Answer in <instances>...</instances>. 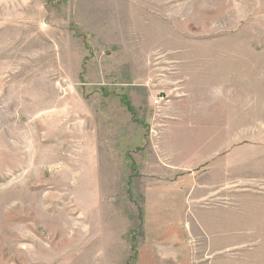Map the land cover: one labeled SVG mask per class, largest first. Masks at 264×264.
<instances>
[{"label": "rangeland", "instance_id": "1", "mask_svg": "<svg viewBox=\"0 0 264 264\" xmlns=\"http://www.w3.org/2000/svg\"><path fill=\"white\" fill-rule=\"evenodd\" d=\"M234 154L231 189L264 193V0H0V264L163 246L153 184L171 246L244 264L263 239L217 249L192 223Z\"/></svg>", "mask_w": 264, "mask_h": 264}, {"label": "crops", "instance_id": "2", "mask_svg": "<svg viewBox=\"0 0 264 264\" xmlns=\"http://www.w3.org/2000/svg\"><path fill=\"white\" fill-rule=\"evenodd\" d=\"M238 153V152H236ZM234 154V158L236 156ZM240 162L229 171V165H231L232 159L227 158L222 160L218 166L212 170L210 180L214 181L213 187L208 186L206 189L209 193L199 194L196 192L195 198L201 199L204 196L213 197V200H217L212 205H202L198 208V212L195 214V220L192 222L193 226L198 231V236L202 234L212 240V244H216L217 249L227 248L234 249L236 245L252 244L251 240L263 239L264 240V193L255 192L250 190L240 191L235 193L231 188L234 187V174L244 176L245 170H248V161H245L244 157H239ZM220 165V166H219ZM227 169V170H226ZM207 186V183H206ZM180 189V187L178 186ZM202 189V184L198 189ZM197 196V197H196ZM200 196V197H198ZM184 202V211L186 210V192L182 198ZM222 200V201H220ZM174 200L171 198L168 190L161 185H149L145 189V208L146 216L144 218V226L148 233L152 228L149 223H155L157 227L161 228V232L151 238L161 241L163 246H151L142 245L141 247L134 249L133 247H115L106 248V264H203L202 263V249L191 246L173 247L171 246L173 241L176 240L175 232L171 230V219H168L163 214L173 206ZM166 204V205H165ZM159 207V213L161 216L148 218L147 207L148 206ZM184 217L187 214L183 215ZM188 221H192L191 217ZM163 223V226L160 225ZM191 224V222H189ZM166 224H168L166 226ZM153 226V227H156ZM200 232V233H199ZM188 236L190 233L186 232ZM170 244V246H166ZM165 245V246H164ZM112 249H114L112 251ZM91 248H84V262L86 264H92ZM96 253V252H95ZM94 253V254H95ZM213 253V252H212ZM250 259L244 257V264L247 262L253 264H264V242L262 250L255 251ZM198 255V256H197ZM88 258V263H87ZM248 259V260H247ZM103 259H101L102 262ZM211 264H217L212 263Z\"/></svg>", "mask_w": 264, "mask_h": 264}, {"label": "built area", "instance_id": "3", "mask_svg": "<svg viewBox=\"0 0 264 264\" xmlns=\"http://www.w3.org/2000/svg\"><path fill=\"white\" fill-rule=\"evenodd\" d=\"M160 101H162V98L160 97V98H155L154 99V101H153V103H154V105H159L160 104Z\"/></svg>", "mask_w": 264, "mask_h": 264}]
</instances>
